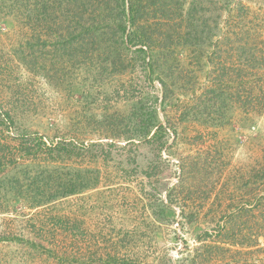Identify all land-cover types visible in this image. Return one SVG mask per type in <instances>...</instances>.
Instances as JSON below:
<instances>
[{"label": "rangeland", "instance_id": "1", "mask_svg": "<svg viewBox=\"0 0 264 264\" xmlns=\"http://www.w3.org/2000/svg\"><path fill=\"white\" fill-rule=\"evenodd\" d=\"M0 264H264V0H0Z\"/></svg>", "mask_w": 264, "mask_h": 264}, {"label": "trees", "instance_id": "2", "mask_svg": "<svg viewBox=\"0 0 264 264\" xmlns=\"http://www.w3.org/2000/svg\"><path fill=\"white\" fill-rule=\"evenodd\" d=\"M133 8H134V7H133V5H132V6L129 7L128 10H130L131 12H133ZM15 181H16V182H15ZM17 181H18V179H15V180L13 181V183H16V184H17V183H18ZM10 184H11V181H10ZM68 192H72V191H68Z\"/></svg>", "mask_w": 264, "mask_h": 264}]
</instances>
